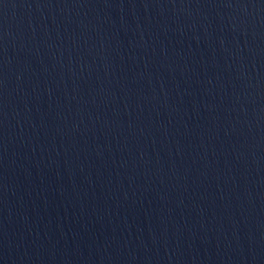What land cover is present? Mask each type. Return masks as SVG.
Returning <instances> with one entry per match:
<instances>
[{"label":"water","instance_id":"1","mask_svg":"<svg viewBox=\"0 0 264 264\" xmlns=\"http://www.w3.org/2000/svg\"><path fill=\"white\" fill-rule=\"evenodd\" d=\"M248 264H264V251H262L257 257H255L250 263Z\"/></svg>","mask_w":264,"mask_h":264}]
</instances>
